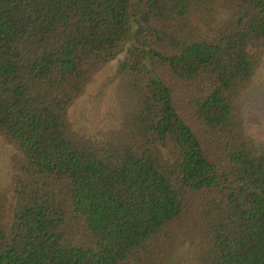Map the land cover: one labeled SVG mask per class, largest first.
Segmentation results:
<instances>
[{
	"label": "trees",
	"instance_id": "1",
	"mask_svg": "<svg viewBox=\"0 0 264 264\" xmlns=\"http://www.w3.org/2000/svg\"><path fill=\"white\" fill-rule=\"evenodd\" d=\"M0 138V264H264V0H0Z\"/></svg>",
	"mask_w": 264,
	"mask_h": 264
},
{
	"label": "rangeland",
	"instance_id": "2",
	"mask_svg": "<svg viewBox=\"0 0 264 264\" xmlns=\"http://www.w3.org/2000/svg\"><path fill=\"white\" fill-rule=\"evenodd\" d=\"M116 62H112L105 66L93 79V83L87 88L84 96L79 98L69 111V119L74 124L75 130L83 129L91 131L95 134V128L103 127V120L110 117L109 111L112 104L108 101V96H100L97 100L93 96H97L101 85L107 80L116 67ZM93 107H96L93 110ZM11 155L10 148L0 138V192L8 184V166Z\"/></svg>",
	"mask_w": 264,
	"mask_h": 264
}]
</instances>
